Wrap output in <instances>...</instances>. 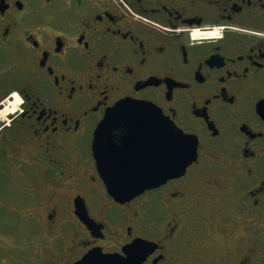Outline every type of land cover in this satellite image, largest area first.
Segmentation results:
<instances>
[{
  "label": "flooded vegetation",
  "instance_id": "obj_1",
  "mask_svg": "<svg viewBox=\"0 0 264 264\" xmlns=\"http://www.w3.org/2000/svg\"><path fill=\"white\" fill-rule=\"evenodd\" d=\"M132 101L196 157L120 202L93 140L125 156L109 115ZM136 239L143 264H264V0H0V249L75 264Z\"/></svg>",
  "mask_w": 264,
  "mask_h": 264
},
{
  "label": "water",
  "instance_id": "obj_2",
  "mask_svg": "<svg viewBox=\"0 0 264 264\" xmlns=\"http://www.w3.org/2000/svg\"><path fill=\"white\" fill-rule=\"evenodd\" d=\"M135 105H143L145 108L150 109L151 112L160 114L152 104L142 102H121L113 107V109L117 107L123 110L120 118H128L125 123L120 120L114 122V125H118L115 130L123 128L129 134L124 142V147L128 149L125 156L121 157V159H107L108 161L99 157L98 149L102 145L100 134L105 126L96 128L93 140V152L97 166L100 168L104 165L105 167L103 181L108 193L120 202L130 200L145 190L159 186L171 177L181 175L196 157V140L183 134L178 129L182 135L187 136L186 155L190 156L191 159L183 168L180 164L164 162V149L172 143L171 140L168 138L163 126L153 119L149 111L136 108L134 107ZM166 121L174 126L172 122ZM133 165L145 166L140 180L123 181L128 168ZM154 247L155 244L153 242L136 239L123 249L125 257L117 254H104L100 250H92L75 264H143L145 258L153 251Z\"/></svg>",
  "mask_w": 264,
  "mask_h": 264
},
{
  "label": "snow or ice",
  "instance_id": "obj_3",
  "mask_svg": "<svg viewBox=\"0 0 264 264\" xmlns=\"http://www.w3.org/2000/svg\"><path fill=\"white\" fill-rule=\"evenodd\" d=\"M13 96H16L17 99L12 108L8 109V111H16L19 108V104L21 103L20 97L17 93L13 92ZM134 107L140 108L144 111H149L155 121L163 126L165 129L168 138L171 140V144L166 146L164 149V162L168 164H180L182 168L188 161L191 159L190 156L186 155V147L188 144L187 136L181 134V132L176 129L174 126L169 124L163 117L160 116L159 113L151 112L150 109L145 108L143 105H135ZM122 109L115 107L112 109V113L109 115V120L118 119L122 115ZM5 119H7V115L5 114ZM145 170V166L143 165H133L128 168L126 175L123 178V181L132 182L140 180Z\"/></svg>",
  "mask_w": 264,
  "mask_h": 264
},
{
  "label": "rangeland",
  "instance_id": "obj_4",
  "mask_svg": "<svg viewBox=\"0 0 264 264\" xmlns=\"http://www.w3.org/2000/svg\"><path fill=\"white\" fill-rule=\"evenodd\" d=\"M4 254V250L0 249V258L6 257V260H9L12 264H37L39 261L37 257V262L36 259L34 258V255L28 254V253H14L15 255H2Z\"/></svg>",
  "mask_w": 264,
  "mask_h": 264
},
{
  "label": "bare ground",
  "instance_id": "obj_5",
  "mask_svg": "<svg viewBox=\"0 0 264 264\" xmlns=\"http://www.w3.org/2000/svg\"><path fill=\"white\" fill-rule=\"evenodd\" d=\"M208 34V33H207ZM206 34L205 33H202V32H196L194 34V36H197V37H204Z\"/></svg>",
  "mask_w": 264,
  "mask_h": 264
}]
</instances>
